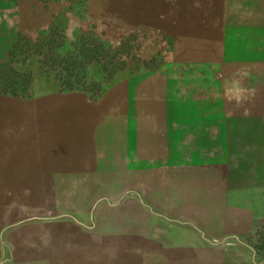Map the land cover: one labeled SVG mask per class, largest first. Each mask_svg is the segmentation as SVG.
I'll return each instance as SVG.
<instances>
[{"label":"rangeland","instance_id":"374dc122","mask_svg":"<svg viewBox=\"0 0 264 264\" xmlns=\"http://www.w3.org/2000/svg\"><path fill=\"white\" fill-rule=\"evenodd\" d=\"M53 23L126 65L13 60L0 264H264V0H0V63Z\"/></svg>","mask_w":264,"mask_h":264},{"label":"trees","instance_id":"16d2710c","mask_svg":"<svg viewBox=\"0 0 264 264\" xmlns=\"http://www.w3.org/2000/svg\"><path fill=\"white\" fill-rule=\"evenodd\" d=\"M65 33L61 24L53 23L48 33L35 41L24 38V43L15 44L19 53L11 52L12 59L0 63V94L24 96L32 83L33 71H19L13 67V60L24 57V62L37 58L39 71L45 75L55 74L64 88L72 89L82 83L88 64H98L106 80H111L116 72L126 65L118 52L110 56V49L104 46L100 38H84L75 44L72 53L63 55ZM9 68V69H8Z\"/></svg>","mask_w":264,"mask_h":264}]
</instances>
